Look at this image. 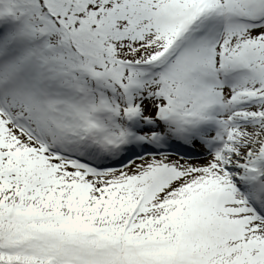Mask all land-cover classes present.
<instances>
[{"label": "snow or ice", "instance_id": "1", "mask_svg": "<svg viewBox=\"0 0 264 264\" xmlns=\"http://www.w3.org/2000/svg\"><path fill=\"white\" fill-rule=\"evenodd\" d=\"M0 264H264V0H0Z\"/></svg>", "mask_w": 264, "mask_h": 264}]
</instances>
